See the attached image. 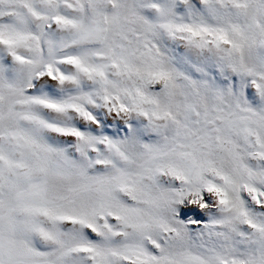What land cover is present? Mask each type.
<instances>
[{
  "label": "snow or ice",
  "instance_id": "1",
  "mask_svg": "<svg viewBox=\"0 0 264 264\" xmlns=\"http://www.w3.org/2000/svg\"><path fill=\"white\" fill-rule=\"evenodd\" d=\"M0 264H264V0H0Z\"/></svg>",
  "mask_w": 264,
  "mask_h": 264
}]
</instances>
